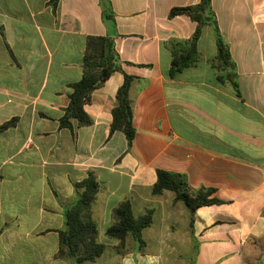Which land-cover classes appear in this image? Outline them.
<instances>
[{"label":"crops","instance_id":"0c3cea01","mask_svg":"<svg viewBox=\"0 0 264 264\" xmlns=\"http://www.w3.org/2000/svg\"><path fill=\"white\" fill-rule=\"evenodd\" d=\"M201 0H0V264H77L57 256L65 210L94 171L105 252L84 264H264V0H212L231 66L206 26L200 61L173 73V41L197 24L173 8ZM89 36L115 42L123 73L93 93V124L63 129L71 85L83 76ZM125 75L134 77L136 137L111 135ZM187 177L219 203L193 215L173 191L154 195L158 171ZM130 198L152 212L144 244L107 236Z\"/></svg>","mask_w":264,"mask_h":264},{"label":"trees","instance_id":"16d2710c","mask_svg":"<svg viewBox=\"0 0 264 264\" xmlns=\"http://www.w3.org/2000/svg\"><path fill=\"white\" fill-rule=\"evenodd\" d=\"M60 1L51 0V4L56 7ZM180 15L189 16L197 24V28L190 39L171 42V71L179 73L200 61L198 43L206 26H212L215 30L219 58L224 67L231 66L230 49L220 33L212 0H201L196 5L173 8L169 17L172 19ZM0 30L2 31L1 28ZM115 72L123 73V69L114 40L110 37L89 36L83 61V76L79 82L71 85L70 103L60 120L61 128L73 131L74 121H77L80 127L93 124L92 118L85 111V106L91 103L93 93ZM133 80L134 77L125 75L124 84L117 93L118 103L112 112L110 131L111 135L117 131L123 132L127 137L129 148L132 147L137 134L133 122V101L130 96ZM15 123L16 119L5 123L0 127V132ZM101 190L102 185L94 171L89 172L88 177L76 185V200L66 208L65 227L58 231L59 258L84 264L97 261L105 252L106 245L99 240V224L93 215V205ZM168 190L175 192L177 200L183 202L193 215L202 207L219 203L218 200L211 198L213 190L201 188L191 193L185 175L159 170L153 194L161 195ZM112 219L113 224L106 232L109 238L119 240L122 247L125 239L130 235L139 245H143V231L151 226L153 215L148 211L145 215L136 218L131 199L127 197L113 209Z\"/></svg>","mask_w":264,"mask_h":264}]
</instances>
